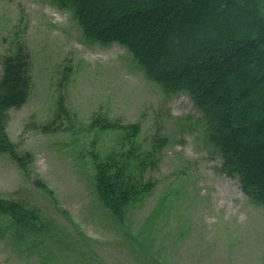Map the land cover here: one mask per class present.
Listing matches in <instances>:
<instances>
[{"label": "rangeland", "instance_id": "374dc122", "mask_svg": "<svg viewBox=\"0 0 264 264\" xmlns=\"http://www.w3.org/2000/svg\"><path fill=\"white\" fill-rule=\"evenodd\" d=\"M18 40L31 56V88L7 111L5 132L32 162L22 170L0 153V197L36 220L17 227L0 214V264H264V206L221 172L186 94H165L126 48L87 38L54 0H0V75ZM57 112L61 130L44 132ZM99 113L136 124L140 152L165 141L144 173L153 190L122 218L98 199L92 159L125 134L91 128Z\"/></svg>", "mask_w": 264, "mask_h": 264}, {"label": "trees", "instance_id": "16d2710c", "mask_svg": "<svg viewBox=\"0 0 264 264\" xmlns=\"http://www.w3.org/2000/svg\"><path fill=\"white\" fill-rule=\"evenodd\" d=\"M54 1L72 13L87 38L126 48L165 94H186L202 114L204 139L220 156L221 172L238 180L251 203L264 206V0ZM30 66V53L20 40L1 59L0 153L22 170L32 157L17 151L5 123L7 111L28 99ZM58 116L42 130H61L55 124ZM90 126L125 134L120 148L92 159L98 199L122 218L153 190L144 173L165 141L140 152L132 141L136 124L107 121L99 113ZM0 214L17 227L36 220L22 202L1 197Z\"/></svg>", "mask_w": 264, "mask_h": 264}]
</instances>
